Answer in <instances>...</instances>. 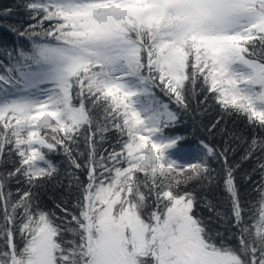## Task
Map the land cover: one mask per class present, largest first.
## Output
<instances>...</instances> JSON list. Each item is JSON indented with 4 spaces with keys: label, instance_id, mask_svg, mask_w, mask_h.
Returning <instances> with one entry per match:
<instances>
[{
    "label": "snow or ice",
    "instance_id": "6c2138e0",
    "mask_svg": "<svg viewBox=\"0 0 264 264\" xmlns=\"http://www.w3.org/2000/svg\"><path fill=\"white\" fill-rule=\"evenodd\" d=\"M16 7L27 27L0 11L27 41L0 36V264H264V0ZM208 107L220 146L185 148L184 116ZM218 182L227 212L197 194ZM59 189L62 215L44 204Z\"/></svg>",
    "mask_w": 264,
    "mask_h": 264
},
{
    "label": "trees",
    "instance_id": "16d2710c",
    "mask_svg": "<svg viewBox=\"0 0 264 264\" xmlns=\"http://www.w3.org/2000/svg\"><path fill=\"white\" fill-rule=\"evenodd\" d=\"M20 0H0V11L3 9L11 7L16 13L12 15L7 20L3 21L5 24H12L17 27H27V16L23 14L22 9H18L16 5ZM0 36H3L9 44H16L21 47L27 46V41L23 37H19L13 33L8 32L6 29H0ZM159 95V93H158ZM166 99V98H165ZM195 108V104L193 105ZM219 114L218 108L208 107L206 110L199 109L195 111H190L184 116L186 123L177 129V132L187 135L188 139L184 142L185 148H195L196 143L199 139H204L206 142L213 144L215 146H220L222 137L219 135L211 134L208 132V128L217 119ZM193 128L196 129L193 134ZM235 147V145H233ZM107 147V145H105ZM243 154V149L238 148L236 154L232 157L233 162L241 163V167L238 170V179L241 182L242 194L248 200H255L256 194L252 191V183L243 180V176L246 172H251L252 168L255 166V162H241L240 158ZM54 162L61 166V168L66 167V161L63 156L54 155L52 156ZM216 167V165H214ZM83 179V177H81ZM254 179H259L258 175H254ZM18 185L13 182L12 188L15 189ZM198 195H207L209 199H212L214 203L218 205L222 212H227L228 202L226 199V194L223 191L222 182L214 183L205 189H198ZM51 198L46 196L44 198V204L48 209H51L57 213V215H62L60 209L56 207V204L63 202L65 206L70 205L74 201V195L69 194L67 189L54 190L50 193ZM202 212L207 214L205 209H201Z\"/></svg>",
    "mask_w": 264,
    "mask_h": 264
}]
</instances>
